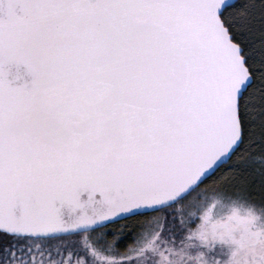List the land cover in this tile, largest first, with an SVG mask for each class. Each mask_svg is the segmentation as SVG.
Masks as SVG:
<instances>
[{
    "label": "snow or ice",
    "instance_id": "6c2138e0",
    "mask_svg": "<svg viewBox=\"0 0 264 264\" xmlns=\"http://www.w3.org/2000/svg\"><path fill=\"white\" fill-rule=\"evenodd\" d=\"M0 264H264V0H0Z\"/></svg>",
    "mask_w": 264,
    "mask_h": 264
}]
</instances>
